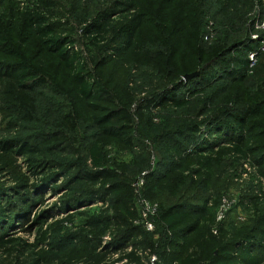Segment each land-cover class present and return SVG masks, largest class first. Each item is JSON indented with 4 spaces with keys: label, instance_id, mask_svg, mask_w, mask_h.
Instances as JSON below:
<instances>
[{
    "label": "rangeland",
    "instance_id": "obj_1",
    "mask_svg": "<svg viewBox=\"0 0 264 264\" xmlns=\"http://www.w3.org/2000/svg\"><path fill=\"white\" fill-rule=\"evenodd\" d=\"M57 40L88 64L101 98L81 95ZM252 43L253 69L237 79L234 50ZM23 69L30 76L15 78ZM172 97L190 103L163 106ZM263 99L264 0H0V264H127L142 234L163 240L156 214L175 204L200 224L176 264H202L219 239L253 241L264 114L241 134L228 123ZM122 108L131 146L95 122ZM96 142L105 177L91 163ZM146 186L156 201L141 197Z\"/></svg>",
    "mask_w": 264,
    "mask_h": 264
},
{
    "label": "trees",
    "instance_id": "obj_2",
    "mask_svg": "<svg viewBox=\"0 0 264 264\" xmlns=\"http://www.w3.org/2000/svg\"><path fill=\"white\" fill-rule=\"evenodd\" d=\"M141 23L142 22L139 21L137 28ZM62 45V42L58 40L55 41V47L58 48L57 51H59V56L66 68L71 71L73 79L80 89L81 95L88 100L94 97L101 98L104 90L100 88L99 83L93 77L88 64L80 54L73 50V48L62 49ZM256 46L257 44L252 43L244 48L241 47V50H234L232 60H234L233 65L236 69L233 70L232 73L237 79L243 80L249 72V69H253L249 54L251 51L256 50ZM17 73L18 74H13L15 78H28L30 76L28 69H23L21 72ZM168 100L169 102L164 103L163 106L167 105L175 108H184L190 103L189 99H177L176 97H172ZM256 113L264 114V109H252L241 114H234L232 122L228 123V125L232 126L235 134L238 132L241 134L249 124L251 117ZM95 122L107 135L116 137L127 146L133 145V138L131 136L132 116L125 109L122 108L120 111L105 117H96ZM195 130L197 131L198 128ZM169 141L171 146L172 144H176L175 140L172 138H169ZM233 145L232 149L234 152L243 154V150L237 143H233ZM171 150L177 155V151L173 150V148ZM22 151L25 154H31L30 159L33 163L37 162V164L31 163L30 165L35 168V170L38 168L36 170L38 173L46 169V167H44V162H38L36 159H33L37 151L36 148H24ZM90 156L92 165L99 170V177H105L107 172L104 170V155L98 142L91 146ZM40 168H42V170H40ZM142 189V192H140L141 197L151 201L157 200V194L153 192L151 187L146 186ZM113 191H115L114 188H112L110 192ZM204 209L205 208H203L202 211ZM192 213V211L186 209V206L180 204H175L165 209L161 208L156 214V222L159 224L163 236V240L157 243V245L161 246L160 250H155L158 246L153 243L151 236L149 237L150 234L144 233L141 235L142 241L138 244L141 253L139 255L133 253L128 254V258H126L127 264H176L179 255L177 250L178 247L187 235L197 230L200 225L198 220L192 218ZM261 250H264V219L262 221V227L259 230V236L253 241H251L249 237L246 241L241 243L231 239H219L217 247L211 257L203 261L202 264H262L264 262V256ZM153 254L157 255L155 261L150 260V256Z\"/></svg>",
    "mask_w": 264,
    "mask_h": 264
},
{
    "label": "water",
    "instance_id": "obj_3",
    "mask_svg": "<svg viewBox=\"0 0 264 264\" xmlns=\"http://www.w3.org/2000/svg\"><path fill=\"white\" fill-rule=\"evenodd\" d=\"M200 74V71H195V72H191V73H186L183 78L178 82V84L183 83L185 81L191 80L195 77H197ZM177 84V85H178Z\"/></svg>",
    "mask_w": 264,
    "mask_h": 264
},
{
    "label": "built area",
    "instance_id": "obj_4",
    "mask_svg": "<svg viewBox=\"0 0 264 264\" xmlns=\"http://www.w3.org/2000/svg\"><path fill=\"white\" fill-rule=\"evenodd\" d=\"M255 55H256V54H253V55L251 56V60H252V61H254ZM252 65H253V64H252ZM252 65H251V66H252ZM227 205H228V202L224 203V205H223V207H222V209H221V212H220V214H219V216H218V219H219V220H221V219L224 218V212H225V210H226Z\"/></svg>",
    "mask_w": 264,
    "mask_h": 264
}]
</instances>
